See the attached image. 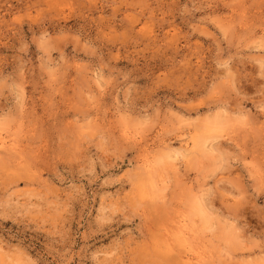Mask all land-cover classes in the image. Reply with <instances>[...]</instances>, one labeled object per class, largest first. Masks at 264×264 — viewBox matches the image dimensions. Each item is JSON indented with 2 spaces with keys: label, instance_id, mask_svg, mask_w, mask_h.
I'll list each match as a JSON object with an SVG mask.
<instances>
[{
  "label": "rangeland",
  "instance_id": "374dc122",
  "mask_svg": "<svg viewBox=\"0 0 264 264\" xmlns=\"http://www.w3.org/2000/svg\"><path fill=\"white\" fill-rule=\"evenodd\" d=\"M0 264H264V0H0Z\"/></svg>",
  "mask_w": 264,
  "mask_h": 264
}]
</instances>
